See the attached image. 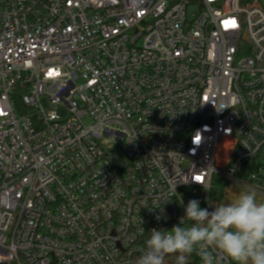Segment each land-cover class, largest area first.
I'll return each mask as SVG.
<instances>
[{
  "label": "built area",
  "instance_id": "2783aa9c",
  "mask_svg": "<svg viewBox=\"0 0 264 264\" xmlns=\"http://www.w3.org/2000/svg\"><path fill=\"white\" fill-rule=\"evenodd\" d=\"M216 175L264 198L260 1L0 0V264H135Z\"/></svg>",
  "mask_w": 264,
  "mask_h": 264
},
{
  "label": "clouds",
  "instance_id": "9594fccd",
  "mask_svg": "<svg viewBox=\"0 0 264 264\" xmlns=\"http://www.w3.org/2000/svg\"><path fill=\"white\" fill-rule=\"evenodd\" d=\"M184 217L192 222L189 226L179 223L168 231L152 229L135 264H164L170 254H178L177 264H185L187 254L197 250L202 264H219L213 253L231 264H264V202L257 201L255 190L212 211L192 199Z\"/></svg>",
  "mask_w": 264,
  "mask_h": 264
},
{
  "label": "rangeland",
  "instance_id": "374dc122",
  "mask_svg": "<svg viewBox=\"0 0 264 264\" xmlns=\"http://www.w3.org/2000/svg\"><path fill=\"white\" fill-rule=\"evenodd\" d=\"M264 8V0H259ZM45 104V108L48 109V102L44 101ZM67 111L66 109L63 108H59L58 109V114H60V117H66ZM86 123H89L88 119H85ZM113 152H115L117 154V156L121 157V152L117 151L116 148L113 149ZM215 184H216V191H220L222 192V197H219L215 192H213L211 194V204H212V209L214 210V207L216 205L219 204H225V203H229L232 202L233 200H235L239 194L243 193L242 190H240L239 188H235L231 183H227L224 180H219L217 178V175L215 176ZM258 202H264V201H260L257 200Z\"/></svg>",
  "mask_w": 264,
  "mask_h": 264
},
{
  "label": "trees",
  "instance_id": "16d2710c",
  "mask_svg": "<svg viewBox=\"0 0 264 264\" xmlns=\"http://www.w3.org/2000/svg\"><path fill=\"white\" fill-rule=\"evenodd\" d=\"M257 1H259V0H241V3H242V5H244V4H249V3H253V2H257ZM19 91H20V90H19ZM19 91H18V92H19ZM220 193H221V194L219 195V197H222V192H220ZM164 264H170L168 258H165Z\"/></svg>",
  "mask_w": 264,
  "mask_h": 264
},
{
  "label": "crops",
  "instance_id": "0c3cea01",
  "mask_svg": "<svg viewBox=\"0 0 264 264\" xmlns=\"http://www.w3.org/2000/svg\"><path fill=\"white\" fill-rule=\"evenodd\" d=\"M257 200L264 201V198L257 195Z\"/></svg>",
  "mask_w": 264,
  "mask_h": 264
},
{
  "label": "snow or ice",
  "instance_id": "6c2138e0",
  "mask_svg": "<svg viewBox=\"0 0 264 264\" xmlns=\"http://www.w3.org/2000/svg\"><path fill=\"white\" fill-rule=\"evenodd\" d=\"M197 179H199V177H197Z\"/></svg>",
  "mask_w": 264,
  "mask_h": 264
}]
</instances>
